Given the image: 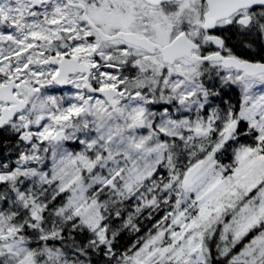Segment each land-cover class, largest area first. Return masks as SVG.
Wrapping results in <instances>:
<instances>
[{
	"label": "snow or ice",
	"instance_id": "6c2138e0",
	"mask_svg": "<svg viewBox=\"0 0 264 264\" xmlns=\"http://www.w3.org/2000/svg\"><path fill=\"white\" fill-rule=\"evenodd\" d=\"M0 264H264V0H0Z\"/></svg>",
	"mask_w": 264,
	"mask_h": 264
}]
</instances>
